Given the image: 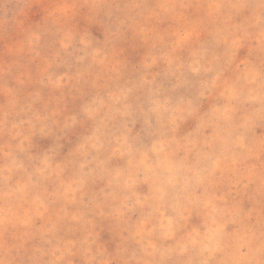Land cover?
<instances>
[{
	"label": "rangeland",
	"instance_id": "obj_1",
	"mask_svg": "<svg viewBox=\"0 0 264 264\" xmlns=\"http://www.w3.org/2000/svg\"><path fill=\"white\" fill-rule=\"evenodd\" d=\"M0 264H264V0H0Z\"/></svg>",
	"mask_w": 264,
	"mask_h": 264
}]
</instances>
